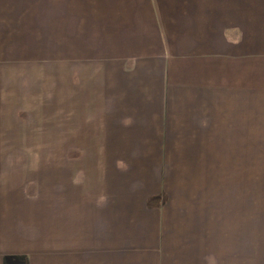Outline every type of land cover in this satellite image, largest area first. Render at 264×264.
<instances>
[{"label": "crops", "instance_id": "obj_1", "mask_svg": "<svg viewBox=\"0 0 264 264\" xmlns=\"http://www.w3.org/2000/svg\"><path fill=\"white\" fill-rule=\"evenodd\" d=\"M27 8L48 36L62 15L63 141L107 198L77 245L0 264H264V183L245 182L247 144L264 143V0Z\"/></svg>", "mask_w": 264, "mask_h": 264}, {"label": "rangeland", "instance_id": "obj_2", "mask_svg": "<svg viewBox=\"0 0 264 264\" xmlns=\"http://www.w3.org/2000/svg\"><path fill=\"white\" fill-rule=\"evenodd\" d=\"M62 3L0 0V23L10 39L0 44L2 259L4 248L77 245L80 233L96 229V199L107 198L94 169L80 158L84 149L63 141L64 77L73 63L64 58L62 15H53L48 36L46 15L27 8L55 9ZM33 23L39 26L35 31ZM245 166L247 194L255 197L250 189L264 183V143L247 144Z\"/></svg>", "mask_w": 264, "mask_h": 264}]
</instances>
